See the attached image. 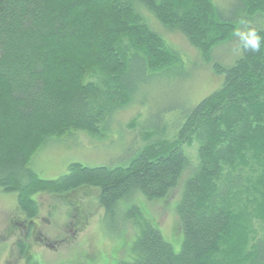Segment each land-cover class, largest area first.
I'll return each instance as SVG.
<instances>
[{"label":"trees","instance_id":"16d2710c","mask_svg":"<svg viewBox=\"0 0 264 264\" xmlns=\"http://www.w3.org/2000/svg\"><path fill=\"white\" fill-rule=\"evenodd\" d=\"M229 6L224 13L215 0H0V190L16 196L18 211L35 219L36 196L97 188L111 218L132 203L124 219L136 236L126 264H264V237L254 239L250 226L251 216L264 222V0ZM164 30L183 34L221 86L183 112L173 141L149 144L126 165L75 163L65 176L43 179L31 163L48 139L100 135L142 84L184 70ZM252 30L259 51L244 46ZM235 39L238 58L215 61ZM193 141L196 158L185 149ZM182 181L176 252L138 199L165 200ZM240 196L252 212L234 207Z\"/></svg>","mask_w":264,"mask_h":264},{"label":"rangeland","instance_id":"374dc122","mask_svg":"<svg viewBox=\"0 0 264 264\" xmlns=\"http://www.w3.org/2000/svg\"><path fill=\"white\" fill-rule=\"evenodd\" d=\"M215 1L227 10L224 13H230L229 5L233 0ZM239 18L243 16L239 15ZM164 36L170 47L180 51L186 63L184 70L171 71L154 78L151 83L142 84L130 104L122 105L113 119L103 125L100 135L75 131L48 139L36 151L31 163L43 179L57 180L68 174L70 166L75 163L89 167L126 165L149 144L173 141L178 124L182 125L185 120L183 112L192 109L221 86L222 78L215 73L213 64H206L183 34L164 30ZM239 55L240 45L235 39L222 44L216 50L214 60L230 65ZM185 149L196 158V141L185 145ZM183 181L165 200L138 199L176 252H180L184 239L176 210L183 192ZM100 197L101 190L97 188H83L61 197L36 196L38 227L36 233L27 236L23 230L26 219L16 216V196L0 190V264H26L27 258L40 264L130 262L136 229L124 217L131 210L132 203H126L127 206L124 205L122 211L111 218L100 204ZM242 198L240 196L235 201L234 207L252 212V207H247ZM250 226L254 239L264 237V222L251 216Z\"/></svg>","mask_w":264,"mask_h":264},{"label":"flooded vegetation","instance_id":"af4514ba","mask_svg":"<svg viewBox=\"0 0 264 264\" xmlns=\"http://www.w3.org/2000/svg\"><path fill=\"white\" fill-rule=\"evenodd\" d=\"M16 216H23L22 219H26L25 221H23V224L25 223V227L23 228V230L25 229L27 236H30L33 233H36L35 230L38 227L37 222H36V219L39 218L38 217L39 215L35 219H29L27 217V215H24L23 213H21L20 211H18L17 206H16Z\"/></svg>","mask_w":264,"mask_h":264},{"label":"clouds","instance_id":"9594fccd","mask_svg":"<svg viewBox=\"0 0 264 264\" xmlns=\"http://www.w3.org/2000/svg\"><path fill=\"white\" fill-rule=\"evenodd\" d=\"M249 37L250 38L245 41L244 46L250 47L253 51H259L261 47V38L254 30L250 31Z\"/></svg>","mask_w":264,"mask_h":264}]
</instances>
